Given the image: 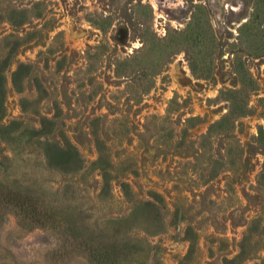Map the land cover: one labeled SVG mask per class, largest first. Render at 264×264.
<instances>
[{
  "label": "rangeland",
  "instance_id": "1",
  "mask_svg": "<svg viewBox=\"0 0 264 264\" xmlns=\"http://www.w3.org/2000/svg\"><path fill=\"white\" fill-rule=\"evenodd\" d=\"M0 264H264V0H0Z\"/></svg>",
  "mask_w": 264,
  "mask_h": 264
}]
</instances>
